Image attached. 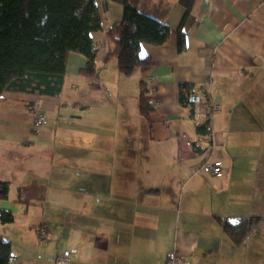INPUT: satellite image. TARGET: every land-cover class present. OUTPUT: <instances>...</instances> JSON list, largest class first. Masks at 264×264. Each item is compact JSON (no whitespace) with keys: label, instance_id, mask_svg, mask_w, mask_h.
<instances>
[{"label":"crops","instance_id":"obj_1","mask_svg":"<svg viewBox=\"0 0 264 264\" xmlns=\"http://www.w3.org/2000/svg\"><path fill=\"white\" fill-rule=\"evenodd\" d=\"M102 30L98 79L71 53L58 97L4 92L0 101V181L8 182L0 224L10 264H263L260 226L237 246L220 220L264 224V0H129L170 28L165 46L142 44L154 66L124 77L107 30L123 20L113 0H95ZM145 79L151 108L139 110ZM188 85L190 88H181ZM203 102L190 105L189 95ZM211 117L212 133L197 128ZM39 114L46 117L37 128ZM221 161L222 176L200 171ZM46 230L44 237L40 231Z\"/></svg>","mask_w":264,"mask_h":264},{"label":"trees","instance_id":"obj_2","mask_svg":"<svg viewBox=\"0 0 264 264\" xmlns=\"http://www.w3.org/2000/svg\"><path fill=\"white\" fill-rule=\"evenodd\" d=\"M124 8L122 22L107 30L113 48L105 61L116 59L124 77L136 72L147 74L154 62L140 57L142 44L165 46L170 42V28L157 19L141 13L129 0H113ZM186 13L178 29V51L185 50L183 25L194 0H180ZM102 30V21L95 0H0V101L4 92H17L48 97L61 95L69 54L86 58L82 74L98 79L96 63L98 48L92 33ZM181 88H190L181 85ZM149 89L145 79L140 82V114L150 120L151 108L146 100ZM190 96V95H189ZM206 137L212 133L206 122L197 128ZM8 182L0 181V200L7 199ZM14 221L10 212L0 211V224ZM223 232L240 246L256 230L261 218L220 220ZM11 244L0 236V264H10Z\"/></svg>","mask_w":264,"mask_h":264},{"label":"built area","instance_id":"obj_3","mask_svg":"<svg viewBox=\"0 0 264 264\" xmlns=\"http://www.w3.org/2000/svg\"><path fill=\"white\" fill-rule=\"evenodd\" d=\"M203 96L200 94H191L188 98V103L190 105L196 106V105H200L203 102ZM220 109V105L216 102L210 101L208 103V112H209V116H208V120L207 122L211 123V117L214 113L218 112ZM46 121V117L43 114H39L36 118V122H35V126L37 128L41 127L44 122ZM200 171L203 172L206 175L209 176H222L224 174V167L221 161L218 160H207L204 164H202V166L200 167ZM42 236H46L47 232L46 230H41L40 231ZM182 258L181 256L176 253V252H172L169 253L167 255V262L169 264H179L181 262ZM69 260L67 255L65 256H59L56 259V263L57 264H68Z\"/></svg>","mask_w":264,"mask_h":264},{"label":"rangeland","instance_id":"obj_4","mask_svg":"<svg viewBox=\"0 0 264 264\" xmlns=\"http://www.w3.org/2000/svg\"><path fill=\"white\" fill-rule=\"evenodd\" d=\"M260 226V232H261V235H262V240L260 241L261 242V247L263 248V258H262V260H263V264H264V224H260L259 225Z\"/></svg>","mask_w":264,"mask_h":264}]
</instances>
